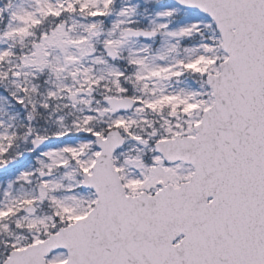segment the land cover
Instances as JSON below:
<instances>
[{"label":"snow or ice","instance_id":"obj_1","mask_svg":"<svg viewBox=\"0 0 264 264\" xmlns=\"http://www.w3.org/2000/svg\"><path fill=\"white\" fill-rule=\"evenodd\" d=\"M0 264H264V0H0Z\"/></svg>","mask_w":264,"mask_h":264}]
</instances>
